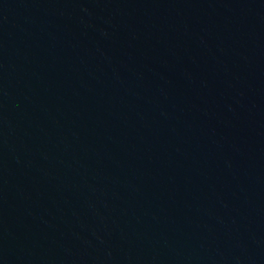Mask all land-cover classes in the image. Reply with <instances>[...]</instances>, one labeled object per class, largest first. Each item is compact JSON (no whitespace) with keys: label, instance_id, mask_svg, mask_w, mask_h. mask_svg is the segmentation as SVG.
Wrapping results in <instances>:
<instances>
[{"label":"water","instance_id":"1","mask_svg":"<svg viewBox=\"0 0 264 264\" xmlns=\"http://www.w3.org/2000/svg\"><path fill=\"white\" fill-rule=\"evenodd\" d=\"M0 264H264V0H0Z\"/></svg>","mask_w":264,"mask_h":264}]
</instances>
